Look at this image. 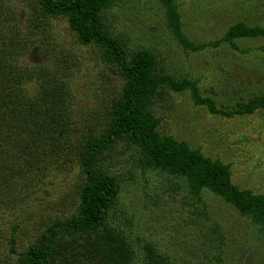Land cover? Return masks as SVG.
<instances>
[{"label":"rangeland","instance_id":"rangeland-1","mask_svg":"<svg viewBox=\"0 0 264 264\" xmlns=\"http://www.w3.org/2000/svg\"><path fill=\"white\" fill-rule=\"evenodd\" d=\"M170 1L184 36L201 49L178 43L162 0H112L100 17L127 59L149 52L157 75L193 82L198 98L223 112L197 102L190 89L164 86L146 108L157 134L220 163L240 195L264 197V105L236 113L264 96V35L224 39L237 24L264 29V0ZM38 8L39 0H0V54L17 76L26 72L16 80L28 102L41 97L44 85L60 89L69 127L63 140L99 135L124 79L102 60L99 46L77 42L66 16L48 17L34 29L29 22ZM14 156L8 155V165L4 161L8 185L0 184V264H16L48 226L74 217L85 183L73 155L66 161L38 153ZM95 169L118 187L105 218L92 230L68 234L47 264H96L98 246L105 247L96 251L99 257L110 260L107 242L121 243L129 264H264V228L254 213L209 187L195 198L183 175L152 165L138 147L116 140Z\"/></svg>","mask_w":264,"mask_h":264},{"label":"trees","instance_id":"trees-1","mask_svg":"<svg viewBox=\"0 0 264 264\" xmlns=\"http://www.w3.org/2000/svg\"><path fill=\"white\" fill-rule=\"evenodd\" d=\"M111 1L39 0V8L34 11V17L29 22L38 30L44 26L48 17L66 16L68 26L75 34L77 42L84 46L90 44L99 46L102 50V60L114 66L124 79L121 95L110 102L106 128L99 135L82 134L80 139L70 143L63 140L64 133L68 132L69 127L65 113L60 108L63 103L60 89L52 84L44 85L41 97L28 102L21 97L17 86L19 81L16 80L17 77L21 79L26 72L22 71L17 76L18 70L15 71L0 54V184L8 185L9 169L5 171V162L8 165V155L12 157L15 153L17 158L22 155L30 157L32 153H38L43 157L52 155L62 157L63 161L73 155L85 175L77 214L71 219L55 221L48 226L35 245L18 254L16 264H47V261L60 250L61 243L68 234L86 232L99 226L105 218L110 200L118 192V187L110 177L95 169V162L118 139L138 147L152 165L183 175L191 186L195 198H200V191L209 187L242 211L254 213L255 221L264 228V197L240 195L230 184L226 169L220 163H213L209 158L190 150L185 142L157 134L155 130L157 122L146 108L164 86L175 91L190 89L197 102L207 105L213 113L223 112L217 110L211 100L198 98L193 82L188 80L177 82L157 75L154 58L149 52L137 51L127 59L121 45L112 38L100 17L103 8ZM162 1L166 4L167 24L178 43L186 50L201 49L202 46H195L184 36L171 1ZM263 35L262 28L237 24L229 28L224 39L230 41L240 36ZM262 105L264 96L242 104L236 113H251ZM11 149L16 152L10 154ZM13 158L17 159L16 156ZM106 249L110 260L99 257L96 251L105 250V247L98 246L94 253V257H98L96 264H129L121 243L112 247L107 242ZM11 252L16 253L13 245Z\"/></svg>","mask_w":264,"mask_h":264},{"label":"clouds","instance_id":"clouds-1","mask_svg":"<svg viewBox=\"0 0 264 264\" xmlns=\"http://www.w3.org/2000/svg\"><path fill=\"white\" fill-rule=\"evenodd\" d=\"M22 87L27 89V88H33L34 86L31 84H24L22 85Z\"/></svg>","mask_w":264,"mask_h":264}]
</instances>
